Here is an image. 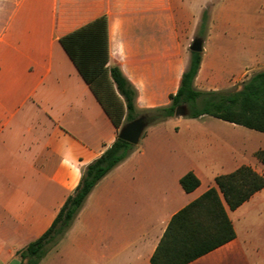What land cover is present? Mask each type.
Here are the masks:
<instances>
[{"label": "crops", "instance_id": "obj_1", "mask_svg": "<svg viewBox=\"0 0 264 264\" xmlns=\"http://www.w3.org/2000/svg\"><path fill=\"white\" fill-rule=\"evenodd\" d=\"M102 14L107 65L119 66L136 88V110L168 104L189 62L187 28L198 22L197 14L192 24L180 25L176 0H0V264L22 262L19 251L49 227L82 168L120 129L58 40ZM219 72L203 47L194 87L219 90L225 82ZM206 116L148 124L48 250L57 264H151L170 218L216 187L217 175L248 165L264 177L254 154L264 148L244 145L242 131L227 132L226 125L238 124ZM188 171L199 184L186 192L179 179ZM259 201L264 204V187L234 210L223 204L236 219L235 212ZM259 218L253 214L252 221ZM233 227L232 240L186 264H250L242 233Z\"/></svg>", "mask_w": 264, "mask_h": 264}, {"label": "trees", "instance_id": "obj_2", "mask_svg": "<svg viewBox=\"0 0 264 264\" xmlns=\"http://www.w3.org/2000/svg\"><path fill=\"white\" fill-rule=\"evenodd\" d=\"M202 12L197 34L205 29ZM98 102L119 129L138 116L137 90L117 65L108 66V23L105 14L58 38ZM201 62V52L190 51L189 62L179 85L169 94V103L144 111L148 124L174 115L176 106L185 104L187 115H210L264 133V70L244 81L237 90H199L193 85ZM134 145L115 138L97 158L82 168L81 177L66 197L49 227L20 251V264H38L47 249L62 238L96 183L124 160ZM264 163V150L255 151ZM184 191L198 186L197 176L188 171L179 179ZM216 187L177 211L169 220L151 258V264H186L232 240L235 230L224 204L234 210L264 187V177L248 165L215 177ZM221 195V197H220Z\"/></svg>", "mask_w": 264, "mask_h": 264}, {"label": "rangeland", "instance_id": "obj_3", "mask_svg": "<svg viewBox=\"0 0 264 264\" xmlns=\"http://www.w3.org/2000/svg\"><path fill=\"white\" fill-rule=\"evenodd\" d=\"M204 2L207 3L198 14ZM176 6L182 15L180 25L192 24L198 14L195 28H187V35L191 38L185 46L188 54L192 38L198 36L202 12L205 13V31L201 37L210 64L220 70L219 74L225 81L217 84L219 90H237L251 75L264 70V0H176ZM154 31H161L162 34L165 32L164 28L152 29ZM143 113L138 111V116ZM181 117L186 121L193 118L188 115ZM219 126V129L225 128ZM226 127L227 132L242 131L244 145L264 148L263 132L241 125L236 128ZM235 213L239 218L231 221L241 231L246 243L244 260L250 264H264V204L261 201L249 204ZM253 214H258L260 218L252 221ZM39 264H57L54 252H49Z\"/></svg>", "mask_w": 264, "mask_h": 264}, {"label": "water", "instance_id": "obj_4", "mask_svg": "<svg viewBox=\"0 0 264 264\" xmlns=\"http://www.w3.org/2000/svg\"><path fill=\"white\" fill-rule=\"evenodd\" d=\"M204 39L200 36H195L192 38L189 44V50L195 52H202ZM175 116H186L187 107L185 104H180L176 106L174 110ZM148 125L144 115H139L134 119L123 123L116 135L117 138L125 140L133 145H136Z\"/></svg>", "mask_w": 264, "mask_h": 264}]
</instances>
